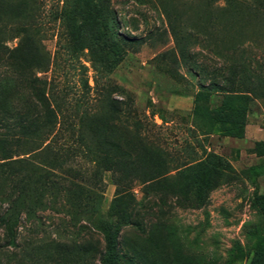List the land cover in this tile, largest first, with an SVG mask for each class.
<instances>
[{"label":"rangeland","instance_id":"1","mask_svg":"<svg viewBox=\"0 0 264 264\" xmlns=\"http://www.w3.org/2000/svg\"><path fill=\"white\" fill-rule=\"evenodd\" d=\"M59 1L78 50L48 22ZM99 2L0 0L8 48L39 14L27 72L54 112L40 131L32 89L0 68V217L18 244L0 264H104L112 242L120 264H264V0Z\"/></svg>","mask_w":264,"mask_h":264},{"label":"trees","instance_id":"2","mask_svg":"<svg viewBox=\"0 0 264 264\" xmlns=\"http://www.w3.org/2000/svg\"><path fill=\"white\" fill-rule=\"evenodd\" d=\"M100 4L98 5L97 9L98 11L101 10V3H107L108 0H99ZM38 12H32L30 15V19L28 16V20H25L24 23L20 24L16 28L13 29V31L16 34H20V42L18 45L14 46L13 48H8L4 44L3 40V34L4 30L3 27L0 24V68L3 69L4 74L10 73L16 80H18V83L21 85L27 86L32 89L31 93L37 99L38 103L40 104V108H42L43 116L45 117L44 121L41 122V129L40 131H43L44 127H49L50 125H53L54 120V112L53 110L46 105V98L43 95V86L44 81L39 79L36 76L31 77L28 72V55L32 53L31 51V44H29L30 40V30L32 28H37L39 25H41V21L38 19L39 14H36ZM76 14L77 9L65 7L64 5L60 9V1L59 3H55L53 6V9L50 11V20L51 21H57L58 25V42H60V19L62 22H64L67 25L68 35H69V41L70 45L72 46V50H78V41L80 40V37L77 38L76 31L77 27H79V23H76ZM105 16L108 15L107 12L104 13ZM78 25V26H77ZM81 26V25H80ZM81 29V28H80ZM96 35V38L99 40L100 34ZM33 54V53H32ZM31 54V55H32ZM34 56V55H33ZM38 63H41V56H38ZM86 83H84L85 85ZM111 106L115 112L118 111V107L115 100L111 101ZM6 162H0V165H5ZM208 186V178L205 173L199 176L197 180L196 185V195L198 197H201L204 190ZM254 203L261 205L263 212H264V193L263 194H257L254 197ZM1 225L0 227L3 228V233L0 236V252L6 250V247H12L16 248L18 244L15 241L16 233L13 229V227L8 226L5 224V217H0ZM114 242L108 244V249L106 253L102 256L101 261L104 264H120L117 260L116 253L114 250ZM260 254H262V248L259 247ZM258 264V263H253Z\"/></svg>","mask_w":264,"mask_h":264}]
</instances>
